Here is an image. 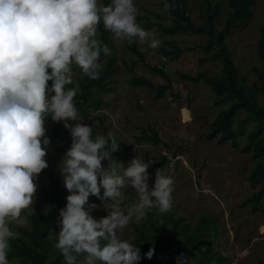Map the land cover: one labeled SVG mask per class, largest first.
<instances>
[{
  "label": "rangeland",
  "instance_id": "374dc122",
  "mask_svg": "<svg viewBox=\"0 0 264 264\" xmlns=\"http://www.w3.org/2000/svg\"><path fill=\"white\" fill-rule=\"evenodd\" d=\"M167 2L183 8L195 26L205 24L208 19L203 0ZM98 3L107 5L110 0ZM164 3L165 0H134L136 22L141 28L155 32L160 47L149 49L136 42L119 41L110 32L107 46L111 55L102 53L99 60L101 75L111 71L104 81L106 85L91 84V79L73 66V83L66 86H78L74 102L79 107L80 122L92 127L94 135L111 131L119 144L115 152L110 142L107 145L110 159L102 162L104 167L111 164L115 167L116 162L126 168L136 156L146 163L153 161L148 168L149 188L154 185L157 169H163L173 180L171 210L161 214L152 208L139 222L133 216L120 238L138 246L141 254L157 233L158 245L168 247L171 252L183 245L184 251L168 254L160 264H177L181 254L189 264H264L261 230L264 196L255 201L264 176V153L257 155L264 147V119L256 120L245 109H235L230 119L234 140L221 143L220 135L213 133V124L241 101L229 91L213 89L205 80L216 79L226 84L229 79L217 45L219 33L232 11L229 0H210V9L218 8L211 37L159 30V25L164 29L173 25L174 17L170 9L165 11ZM251 12L246 24L224 32V44L236 69V86L250 97L256 109L264 111V70L258 56L264 0H252ZM96 38L99 40L98 29ZM208 43L212 47L205 50ZM110 59L113 63L107 69ZM45 129L50 140L46 158L51 176L42 171L36 178L38 187L33 204L21 217L28 224L16 231H31L32 217L49 221L52 208L58 210L69 195L58 165L71 146V134L64 129L63 122H54L47 115ZM258 167L261 169L257 173ZM252 175L259 180L256 187L249 182ZM121 191L124 196L120 207L130 210L137 202L136 193L127 186V181ZM89 203L97 205L92 212L94 218L107 216L104 204L110 201L90 196ZM58 232L56 227L47 234L43 264H64L55 248ZM19 233V239L10 241L8 253H15L21 244L34 254L41 252L27 235ZM195 242L199 247L190 253ZM222 258H226L224 263L219 261ZM8 260L10 264H27L23 257Z\"/></svg>",
  "mask_w": 264,
  "mask_h": 264
},
{
  "label": "clouds",
  "instance_id": "9594fccd",
  "mask_svg": "<svg viewBox=\"0 0 264 264\" xmlns=\"http://www.w3.org/2000/svg\"><path fill=\"white\" fill-rule=\"evenodd\" d=\"M174 7L165 0V11ZM136 14L134 0L107 5L98 0H0V264H10V241L20 238L14 229L28 224L22 212L32 206L36 178L48 167L46 115L63 122L72 138L58 165L69 193L58 213L55 243L64 264H140V248L120 233L133 216L139 222L152 208L161 214L171 210L173 180L163 169L156 170L149 188L152 160L135 156L126 168L116 162L103 166L110 159L109 142L113 152L119 144L111 131L94 135L80 122L74 102L78 86L66 87L73 83V66L91 80L100 78V56L111 55L96 38L101 22L116 40L160 47L155 32L141 28ZM126 181L137 196L130 210L120 207ZM90 196L111 202L104 204L107 216L93 217L97 205L89 203ZM153 255L150 249L144 258ZM177 264L189 262L181 254Z\"/></svg>",
  "mask_w": 264,
  "mask_h": 264
},
{
  "label": "trees",
  "instance_id": "16d2710c",
  "mask_svg": "<svg viewBox=\"0 0 264 264\" xmlns=\"http://www.w3.org/2000/svg\"><path fill=\"white\" fill-rule=\"evenodd\" d=\"M203 3L208 8L207 10L208 19L205 24H202L199 26L193 25L188 15L185 13L184 9L175 5L174 8L170 9V12L174 17L172 27L170 29H164L163 27L159 25L158 26L159 30L169 33V34L175 31H182V32H190L193 34H207L209 37H211L213 28H214L213 19L216 17L218 13V8L217 6H215L214 8L210 9V0H203ZM229 4H230L232 11L228 14L224 22L223 31L219 33L218 40H217V45L219 47L218 56L221 57L223 60L224 67L229 74V79L226 84L218 83L216 79H211V80L205 79L213 89H216L218 91H229L232 93L233 97L238 98L241 101V103L238 106L233 107L229 112L222 114L219 120L213 124L214 126L213 133L220 135L219 140L221 143H224L228 140L229 141L234 140V136L230 129V119L235 109L243 108L256 120L264 119V111L256 109L254 104L250 102V97L248 95H244L242 91L236 86V80H235L236 69L233 67L231 61L228 59L227 52L225 49V44H224V32L226 30L238 28L246 24L247 20L249 19L252 13L251 12L252 0H229ZM98 31H99V40L102 42V45H107L108 35L110 32L106 31L103 28L102 22L98 26ZM211 47H212L211 43H208L207 46L205 47V50H210ZM166 54H169V53H166ZM258 56L260 57L262 61L263 70H264V27L261 30L260 38L258 41ZM112 63H113V59H110V61L107 64V69L110 68ZM110 73L111 71H105L100 76L99 79L91 80L90 83L96 84L99 87H104L106 85L104 81L109 76ZM191 80H195V79H191ZM141 83L146 84L145 81H141ZM107 150L111 151L108 147H107ZM260 152L264 153V147H262L257 152V155ZM45 159L47 161L46 157ZM260 169L261 167H258L257 173L260 171ZM43 171L48 176H51V172L48 169V167ZM255 176L256 175H252L249 179V182L253 187H256L259 183V180L256 179ZM262 178H263V183H262V186L260 187L259 192L256 195L255 201H257L260 197L264 196V176ZM65 205H66V199L62 202L58 210L52 208L51 218L49 221H44L43 219L38 218V217H32L31 231L26 232L23 229H19L21 233L27 235L33 241V244L35 245V247L41 251L40 253L34 254L30 252L29 250H27L26 247L21 244L20 246H17L15 253H8V258L23 257V258H26L27 264H43L47 256V243H46L47 234L51 230L57 227L58 213L60 209L65 207ZM159 238H160V234L157 233L155 240L141 254L142 259L140 261V264H160V260L162 258L166 259L168 254L172 255L174 253L184 251L182 244L178 245L176 251L174 252L169 251L165 243H164V246H166L167 248H163L162 245L160 244L158 245L157 240ZM198 247L199 245L195 242L191 246L189 252L193 253V251H196ZM150 249H154V255L151 260L144 258V255ZM219 261L220 263H224V261H226V258H222Z\"/></svg>",
  "mask_w": 264,
  "mask_h": 264
}]
</instances>
